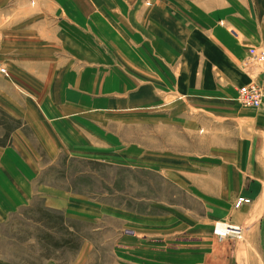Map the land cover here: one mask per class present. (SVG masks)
Wrapping results in <instances>:
<instances>
[{
  "label": "crops",
  "instance_id": "obj_1",
  "mask_svg": "<svg viewBox=\"0 0 264 264\" xmlns=\"http://www.w3.org/2000/svg\"><path fill=\"white\" fill-rule=\"evenodd\" d=\"M250 48L264 50V0H0V120L20 122L0 121V225L27 183L12 173L25 128L47 154L163 173L199 204L137 234L154 251L132 264H264V62ZM250 84L257 108L237 101ZM217 225L242 236L218 241Z\"/></svg>",
  "mask_w": 264,
  "mask_h": 264
},
{
  "label": "rangeland",
  "instance_id": "obj_2",
  "mask_svg": "<svg viewBox=\"0 0 264 264\" xmlns=\"http://www.w3.org/2000/svg\"><path fill=\"white\" fill-rule=\"evenodd\" d=\"M0 121L6 132L20 123ZM24 135L30 146L25 152L13 147L12 162L21 166L13 165L12 173L27 183L11 185L15 197L0 225V264H132L133 255L154 251L133 241L148 225L163 224L165 209H200L163 173L64 152L50 155L25 128Z\"/></svg>",
  "mask_w": 264,
  "mask_h": 264
},
{
  "label": "built area",
  "instance_id": "obj_3",
  "mask_svg": "<svg viewBox=\"0 0 264 264\" xmlns=\"http://www.w3.org/2000/svg\"><path fill=\"white\" fill-rule=\"evenodd\" d=\"M249 57L253 61L264 62V50L250 48L248 50ZM0 76L5 79H10L9 72L7 68L0 62ZM263 98V91L261 87L250 84L245 87H242L238 90L237 101L243 106L257 108L260 105V102ZM250 203L249 199L246 198H237L234 202L233 207L235 209L241 208L243 205H248ZM215 236L218 241L222 240H238L242 236V231L238 227L227 226V225H217L215 227Z\"/></svg>",
  "mask_w": 264,
  "mask_h": 264
},
{
  "label": "bare ground",
  "instance_id": "obj_4",
  "mask_svg": "<svg viewBox=\"0 0 264 264\" xmlns=\"http://www.w3.org/2000/svg\"><path fill=\"white\" fill-rule=\"evenodd\" d=\"M237 200V199H236ZM250 204V203H249Z\"/></svg>",
  "mask_w": 264,
  "mask_h": 264
}]
</instances>
